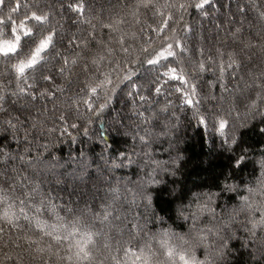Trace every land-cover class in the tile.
<instances>
[{
    "label": "trees",
    "instance_id": "1",
    "mask_svg": "<svg viewBox=\"0 0 264 264\" xmlns=\"http://www.w3.org/2000/svg\"><path fill=\"white\" fill-rule=\"evenodd\" d=\"M0 264H264V0H0Z\"/></svg>",
    "mask_w": 264,
    "mask_h": 264
}]
</instances>
